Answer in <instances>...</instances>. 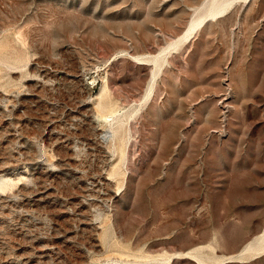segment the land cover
<instances>
[{"label":"rangeland","instance_id":"rangeland-1","mask_svg":"<svg viewBox=\"0 0 264 264\" xmlns=\"http://www.w3.org/2000/svg\"><path fill=\"white\" fill-rule=\"evenodd\" d=\"M210 1L0 0V264H264V0Z\"/></svg>","mask_w":264,"mask_h":264},{"label":"bare ground","instance_id":"bare-ground-1","mask_svg":"<svg viewBox=\"0 0 264 264\" xmlns=\"http://www.w3.org/2000/svg\"><path fill=\"white\" fill-rule=\"evenodd\" d=\"M234 4V0H211L209 3L204 4L205 9H204V14L202 15L203 18L209 17V16H215L217 17V15L219 16V14L221 15L222 13H224L227 9H229V7H231ZM203 18H198L195 19L192 24H190L191 26L189 27V30L187 31V33L183 34L181 36V38H179L175 43L174 46L176 48V46H178L180 43H185L188 44L190 42V39L192 38V36L194 35L195 31L197 30V28H199L203 23H204V19ZM180 37V36H179ZM177 49V48H176ZM161 56H158L155 58V64L157 65L158 62L160 61ZM155 69V68H153ZM152 82L155 81V75L154 72L152 74ZM110 117V116H109ZM112 118V117H111ZM261 236V235H260ZM256 237L253 241L249 242L245 248L243 249V251L241 253H239L240 255L243 252H257L259 249L262 248V251L264 252V246L262 247V239H264V236L262 237ZM187 254H182L179 253L175 256L179 257L180 259H185ZM191 256V255H190ZM238 256V255H237ZM192 257V256H191ZM174 258V259H175ZM193 258V257H192ZM172 259V258H171ZM194 259V258H193ZM173 260V259H172ZM170 261V260H168ZM167 261V262H168ZM196 261V260H195ZM173 262V261H172ZM228 263V262H227Z\"/></svg>","mask_w":264,"mask_h":264}]
</instances>
